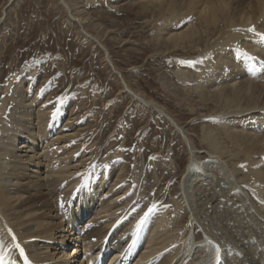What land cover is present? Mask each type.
<instances>
[{"label":"bare ground","instance_id":"6f19581e","mask_svg":"<svg viewBox=\"0 0 264 264\" xmlns=\"http://www.w3.org/2000/svg\"><path fill=\"white\" fill-rule=\"evenodd\" d=\"M135 1L155 19L158 54L200 61L176 72L212 109L201 134L191 133L134 90L106 54L131 99L163 116L186 146L175 215L154 202L141 225L153 205L140 210L142 188L126 185L122 166L93 165L95 154L77 146L82 128L72 117L61 126L48 98L35 108L40 95L23 78L0 100V254L24 264L19 243L30 264H94L100 253H111L108 264H217L219 245V264H264V41L247 31L264 33V0ZM61 4L85 28L78 0ZM165 165L181 167L173 159Z\"/></svg>","mask_w":264,"mask_h":264},{"label":"rangeland","instance_id":"374dc122","mask_svg":"<svg viewBox=\"0 0 264 264\" xmlns=\"http://www.w3.org/2000/svg\"><path fill=\"white\" fill-rule=\"evenodd\" d=\"M78 2L81 17L86 15L85 28L73 22L61 0H0V100L23 78L28 90L34 84L32 91L41 98L34 107L48 98L52 114L61 113V126L72 117L82 128L77 146L92 157L95 154L93 165L122 166L126 185L142 188L140 210L148 203L158 204L171 207L174 216L188 163L186 146L163 116L131 99L106 54L134 90L157 101L191 133L200 135L212 109L203 108L190 89L192 84L177 75L194 67L181 63L189 60L183 52L158 54L155 19L149 11L142 13L135 0H119L117 5L112 0ZM85 32L102 44L87 39ZM170 159L180 164L179 171L173 170L174 165L165 169ZM137 173L144 178L139 185ZM110 257L111 253L107 262Z\"/></svg>","mask_w":264,"mask_h":264},{"label":"snow or ice","instance_id":"6c2138e0","mask_svg":"<svg viewBox=\"0 0 264 264\" xmlns=\"http://www.w3.org/2000/svg\"><path fill=\"white\" fill-rule=\"evenodd\" d=\"M191 19L192 18L189 17V20H191ZM236 31H240V29H236ZM247 31L254 33L257 37H259V39L261 41H264V33L257 32L255 26L249 27L247 29ZM198 62H200V61H181L182 64H188L189 66H192ZM54 115H55V113H54ZM155 210H156V205H152V207H150L148 209V211L145 212L144 217L141 218L140 224L142 225ZM12 239L15 240V236H13ZM209 243H211V241H209ZM15 248L19 250L20 256L24 258V264H30L28 257L25 255L24 249L20 246L19 243L15 244ZM215 251H216V261H217V264H219V262H220L219 245L215 246ZM0 264H9V260L7 259V252L6 251H4L2 254H0ZM13 264H14V262H13Z\"/></svg>","mask_w":264,"mask_h":264}]
</instances>
